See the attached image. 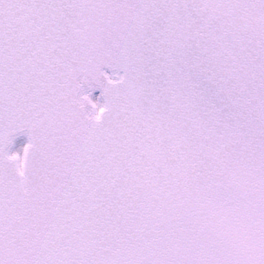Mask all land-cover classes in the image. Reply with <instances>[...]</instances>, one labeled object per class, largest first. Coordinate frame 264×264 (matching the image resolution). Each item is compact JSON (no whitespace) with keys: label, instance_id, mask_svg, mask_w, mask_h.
<instances>
[{"label":"snow or ice","instance_id":"6c2138e0","mask_svg":"<svg viewBox=\"0 0 264 264\" xmlns=\"http://www.w3.org/2000/svg\"><path fill=\"white\" fill-rule=\"evenodd\" d=\"M0 264H264V0H0Z\"/></svg>","mask_w":264,"mask_h":264},{"label":"water","instance_id":"95a60500","mask_svg":"<svg viewBox=\"0 0 264 264\" xmlns=\"http://www.w3.org/2000/svg\"><path fill=\"white\" fill-rule=\"evenodd\" d=\"M96 91L99 93V90H96ZM99 95H100V93H99ZM96 97H97V95L93 93V99H95ZM21 138H24V137H21ZM21 138H18L16 140L17 142L15 141L16 144H15V146L13 148V151L21 150L23 145L25 144V142H27L26 138H24V139H21Z\"/></svg>","mask_w":264,"mask_h":264}]
</instances>
